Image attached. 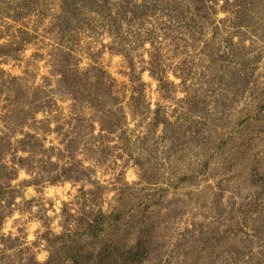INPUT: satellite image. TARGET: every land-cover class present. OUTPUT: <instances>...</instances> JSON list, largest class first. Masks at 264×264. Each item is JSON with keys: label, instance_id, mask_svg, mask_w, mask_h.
<instances>
[{"label": "rangeland", "instance_id": "1", "mask_svg": "<svg viewBox=\"0 0 264 264\" xmlns=\"http://www.w3.org/2000/svg\"><path fill=\"white\" fill-rule=\"evenodd\" d=\"M125 1L0 0V264H264V0Z\"/></svg>", "mask_w": 264, "mask_h": 264}, {"label": "trees", "instance_id": "2", "mask_svg": "<svg viewBox=\"0 0 264 264\" xmlns=\"http://www.w3.org/2000/svg\"><path fill=\"white\" fill-rule=\"evenodd\" d=\"M125 3H126V1L123 3V6L128 10L130 8V6L132 5L131 0H130V4L127 3V6Z\"/></svg>", "mask_w": 264, "mask_h": 264}]
</instances>
